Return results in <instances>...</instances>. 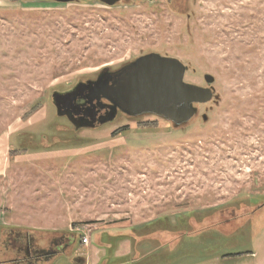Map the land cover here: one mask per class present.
Here are the masks:
<instances>
[{"label": "rangeland", "instance_id": "obj_1", "mask_svg": "<svg viewBox=\"0 0 264 264\" xmlns=\"http://www.w3.org/2000/svg\"><path fill=\"white\" fill-rule=\"evenodd\" d=\"M188 1L0 0L2 263L29 235L58 248L31 264H92L90 245L113 264L122 240L132 264H264V0ZM151 52L211 75L215 99L183 125L74 130L55 111L54 92Z\"/></svg>", "mask_w": 264, "mask_h": 264}, {"label": "water", "instance_id": "obj_2", "mask_svg": "<svg viewBox=\"0 0 264 264\" xmlns=\"http://www.w3.org/2000/svg\"><path fill=\"white\" fill-rule=\"evenodd\" d=\"M100 1L113 5L118 0ZM185 71L186 66L177 58L149 53L130 64L116 84L108 88L106 95L129 115L152 114L175 125L185 124L195 112L194 103L215 99L211 75L204 76L208 86L202 87L185 82ZM201 119L205 120L206 114L203 113Z\"/></svg>", "mask_w": 264, "mask_h": 264}, {"label": "flooded vegetation", "instance_id": "obj_3", "mask_svg": "<svg viewBox=\"0 0 264 264\" xmlns=\"http://www.w3.org/2000/svg\"><path fill=\"white\" fill-rule=\"evenodd\" d=\"M119 1L121 0H118L117 2ZM164 2L168 6L170 5L175 9H182L180 7L185 5V3L187 4L189 1L164 0ZM141 56H138L129 62L122 63L116 68L103 67L97 71L95 77L84 81H78L67 90L54 92L52 96V104L55 111L57 114L61 116L63 115V117L70 121L68 123L74 130L101 128L104 125L115 121L118 115L123 114L126 116H132L127 114L118 103L113 101V99L108 98L106 91L110 86L116 84L121 74L125 72L126 68H129L130 64ZM193 105L200 106L199 103H194ZM194 113H196V110ZM139 116L140 115H136L133 117ZM172 124L174 123L172 122ZM183 124L184 123H181V125ZM23 239L24 246H19L20 248L16 251L9 252L11 255L7 258V260H4L3 263L1 262L2 259H0V264H18L23 262H25V264H31L33 261L37 262V260L42 258H50L57 253L56 250H58V248H50L48 251H45L44 247L38 246L29 235L24 236ZM71 243H74V239ZM81 261L82 259L79 257L73 260L72 264H79Z\"/></svg>", "mask_w": 264, "mask_h": 264}, {"label": "trees", "instance_id": "obj_4", "mask_svg": "<svg viewBox=\"0 0 264 264\" xmlns=\"http://www.w3.org/2000/svg\"><path fill=\"white\" fill-rule=\"evenodd\" d=\"M32 138V137H31ZM48 138V139H47ZM39 140H40V145L42 146V148H45L46 150H47V148L48 147H50L51 145H50V141H60V139H59V137L57 136V135H47V137H44V136H41L40 138H39ZM39 140H37V141H39ZM47 144V145H46ZM53 144H56V143H53ZM56 146H59V145H56ZM52 147V146H51ZM78 235H80L79 233L78 234H76L75 236H78ZM81 236V235H80ZM80 236H78V237H80ZM123 238H125L124 236H118L117 238H114L113 237V242H115V241H121V239H123ZM82 243V238H79V244H81ZM159 249V248H158ZM114 250V249H113ZM111 251V250H110ZM246 252H248L249 253V251H246ZM149 253H153V250H151ZM111 254H112V251H111ZM240 254H243L242 252H236V253H231V254H229V253H226V254H224V253H221V256L222 257H229V256H235V255H240ZM198 259H201V258H203V257H197ZM132 256H131V254H129V255H125V256H122L120 259H116L115 260V258H113V264H132ZM161 263V262H160ZM162 264V263H161ZM164 264V263H163Z\"/></svg>", "mask_w": 264, "mask_h": 264}, {"label": "crops", "instance_id": "obj_5", "mask_svg": "<svg viewBox=\"0 0 264 264\" xmlns=\"http://www.w3.org/2000/svg\"><path fill=\"white\" fill-rule=\"evenodd\" d=\"M88 246V244H87ZM91 247H87V251H88V262L90 261L92 264L96 261H98V258L102 255V251L99 250L96 246H92ZM114 252V258L115 257H122L125 255H129L131 250H130V244L128 240H122L116 247V249L113 250ZM112 255V254H111Z\"/></svg>", "mask_w": 264, "mask_h": 264}, {"label": "built area", "instance_id": "obj_6", "mask_svg": "<svg viewBox=\"0 0 264 264\" xmlns=\"http://www.w3.org/2000/svg\"><path fill=\"white\" fill-rule=\"evenodd\" d=\"M82 243L86 245L88 243V238L87 237L82 238Z\"/></svg>", "mask_w": 264, "mask_h": 264}]
</instances>
